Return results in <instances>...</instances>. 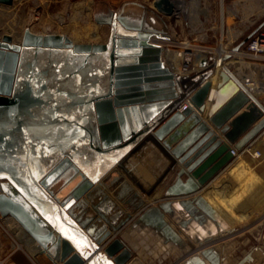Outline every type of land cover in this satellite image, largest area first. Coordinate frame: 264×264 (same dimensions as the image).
<instances>
[{"label":"water","instance_id":"1","mask_svg":"<svg viewBox=\"0 0 264 264\" xmlns=\"http://www.w3.org/2000/svg\"><path fill=\"white\" fill-rule=\"evenodd\" d=\"M153 5L130 0L115 11L94 1L93 21L109 25L105 42L75 41L64 28L0 35V215L56 264H145L124 238L131 228L116 235L130 220L181 245L192 219L216 220L199 191L231 147L264 129V102L227 63L213 89L214 58L193 74L164 63L151 39H169L163 15L174 3ZM172 172L162 198L146 204ZM203 258L223 264L213 247L191 260Z\"/></svg>","mask_w":264,"mask_h":264},{"label":"rangeland","instance_id":"2","mask_svg":"<svg viewBox=\"0 0 264 264\" xmlns=\"http://www.w3.org/2000/svg\"><path fill=\"white\" fill-rule=\"evenodd\" d=\"M94 1L97 0H13V3L9 5L0 4V35L4 32L10 33L13 40H19V35L25 27L41 33H60L64 28L63 33L70 35L75 41L105 42L109 36V25L93 21L91 13ZM105 1L116 11L124 2L130 0ZM136 1L157 10L153 5V0ZM186 1L189 7L180 13L179 17L163 15L168 25L169 35L167 41H162L163 44L175 51L183 49L190 52L188 54L190 55L189 68L191 69L198 60H205L209 63L211 58L217 55L218 50L225 48L232 50L231 48L247 38L238 50L232 52L227 61H233L229 63L241 66L247 73L252 74L253 78L264 84V70L258 68L259 65L264 66V51L255 52L247 48V43L264 26V9L259 2H255V0H196L197 2L194 1V4L193 0H191L192 3L190 0ZM261 1L264 2V0ZM191 16L194 18L190 19ZM204 50L206 51L205 55L198 59L196 55ZM233 55L237 56L234 60L232 59ZM181 62L182 59L178 58L179 68H181ZM258 97L264 100V90L258 94ZM145 196L149 197L146 194ZM150 199L151 197H149ZM136 217L137 214L133 219ZM141 227L135 228L136 231H140ZM143 229L146 230L145 233L148 237H154L153 229L142 227ZM134 235L136 233H132V236ZM187 235L183 236L180 248H177L175 243L164 242L163 248L152 244V246L150 245L152 248H148L145 256L154 260L155 264H182V259L179 261H175V259L187 250ZM197 241L199 242L198 238L195 242L197 243ZM20 242V239L13 235L4 222L3 216L0 215V264H38L37 260H39L40 254L36 255L37 260L34 255L40 252L31 254L24 245H19ZM200 244V242L197 243V245ZM241 248L245 252L249 247L245 244L241 245ZM28 253L31 258L28 257ZM249 253H251L250 250L244 257L237 260L228 259L221 262L223 264H243L248 260ZM153 255L157 257L153 258Z\"/></svg>","mask_w":264,"mask_h":264},{"label":"crops","instance_id":"3","mask_svg":"<svg viewBox=\"0 0 264 264\" xmlns=\"http://www.w3.org/2000/svg\"><path fill=\"white\" fill-rule=\"evenodd\" d=\"M159 41L162 43L163 47H165V44L162 42L163 40ZM233 51L234 50H227L226 48L220 49L218 50V53H221L216 55L215 58H218L224 53L232 54ZM170 52L173 54L169 55V51L166 48H163L162 59L173 72L179 73V56H177V64H175L172 59L173 55H175V51L170 50ZM205 52V50L200 51L196 57L199 59L200 56L205 55ZM234 58H237V56H234L232 59L234 60ZM229 62L233 61H226L223 63H227L240 79L245 80L247 78L248 81L245 83L252 88L257 96L263 92L264 84L262 81L253 78V76L250 73H247L241 66H234ZM255 66L257 67L258 65ZM259 66V69L264 70L263 65ZM199 68L198 60L195 69ZM215 69L218 70L220 68L216 66ZM215 74L210 77V79L213 80L211 88L215 86V83L218 80L216 77L217 75L215 76ZM259 99L264 102L261 98ZM206 103L208 104V101H206ZM204 115L205 113H202V116ZM246 146H248L249 149L243 152L234 148L236 150L235 158L228 162L227 165L211 178L199 191L215 211L216 220L209 217H206V220H214L215 222H213L215 225H218V229L211 230L208 234V236L210 235L209 237H207V235L199 236L194 231L193 221H197L196 219H192L187 231L179 228L175 222L171 221V224L175 229L182 230L180 233L182 237L187 235V232L189 231V236L187 235L186 239L188 248L183 251L181 256H178L175 261L182 259V264H196L191 259L199 254L202 247H214L218 258L222 262L228 259L237 260L240 257H244L248 250H250L251 253H249L248 260L243 264H264V129L246 144ZM255 152H257V154H255ZM175 175V172L170 174L161 188L157 190L155 196L150 200L144 195L145 203L158 202L161 199L162 190L174 179ZM181 177L184 179L185 175H182ZM133 215H135V213ZM131 223L132 221H128L116 235H119L120 233L125 235L124 230L126 228H131L129 233H126L124 236L127 243L145 264H155L153 262L154 260L145 256V252L148 251V248H152V244H155L156 247L160 246L163 248L162 244H164V241L162 240V237L155 230H151L154 237H148L145 233L146 230H142V227L147 229V226L138 225L137 229H139V226L142 227L140 228V231H136V227L131 226ZM198 223L201 222L198 221ZM132 233H136V235L132 236ZM192 234H194V236ZM196 238L199 239V242L201 243L200 245H197V243H199L198 241L197 243L195 242ZM245 244L248 245L249 248L244 252L243 248L240 249V246ZM177 246V248H180V245ZM36 255H39V260L36 259ZM30 256V253H28V257ZM34 257L38 264H40V262L41 264H56L46 253L40 252L35 254ZM155 257L157 256L153 255V258ZM108 259H111V257ZM203 261L204 264H211L208 259L203 258Z\"/></svg>","mask_w":264,"mask_h":264},{"label":"bare ground","instance_id":"4","mask_svg":"<svg viewBox=\"0 0 264 264\" xmlns=\"http://www.w3.org/2000/svg\"><path fill=\"white\" fill-rule=\"evenodd\" d=\"M174 4H175V6H176V8H178L179 10L181 9V10H185V9H187V5H186V3H185V0H171ZM195 1V3L197 2L196 0H194ZM194 1H193V3H194ZM191 2V1H190ZM255 2H259V4L262 6V8L264 9V2L263 1H261V0H255ZM188 3V2H187ZM192 3V2H191ZM194 3V4H195ZM4 5V4H3ZM259 5V6H260ZM194 11V10H193ZM197 20V19H196ZM192 25V24H191ZM24 30V29H23ZM23 33V32H22ZM22 33L19 35L20 37V39H21V36H22ZM19 39V40H20ZM18 39L17 40H14V41H19ZM151 40H153V41H156V42H159L160 43V41L159 40H161V39H157V38H155V37H153ZM164 41V40H163ZM163 47V46H162ZM163 48H166L168 51H169V55H172L173 53H171L170 52V50L172 51H175L174 49H172V48H170L169 46H167V45H165V47H163ZM232 50H233V48H232ZM162 51H163V49H162ZM235 51V50H234ZM183 55V53H182V51H175V55H173V57H172V59H173V62L175 63V64H177V56H182ZM221 56V55H220ZM220 56L218 57V58H214L215 59V61H216V66H218V68H220L221 67V65L223 64V61H221V59H220ZM163 58V57H162ZM215 66V67H216ZM200 69V68H199ZM199 69H195V67H194V71H198ZM219 70V69H218ZM217 69H216V71L213 73V74H215V76L219 79V77H218V71ZM181 71H180V68H179V73H180ZM194 73V72H193ZM212 74V75H213ZM243 82H244V84L248 87V88H250L245 82H247V81H244L243 79H241ZM246 80V79H245ZM211 86H212V84H213V80L211 79ZM216 84V83H215ZM211 89H213V87L211 88ZM251 90H252V88H250ZM253 91V90H252ZM254 92V91H253ZM124 175H125V177H127V179L128 180H130V178L125 174V173H123ZM157 192V191H156ZM156 192L152 195V196H149V197H151V198H153L154 196H155V194H156ZM140 193H142V192H140ZM143 194V193H142ZM148 197V198H149ZM162 198V197H161ZM140 210L138 209L136 212H134L135 214H137L138 212H139ZM133 213V214H134ZM183 214V213H182ZM3 220H4V222L6 223V225L8 226V228H10V230L13 232V235L16 237V238H18V239H20V243H19V245L21 246V245H24L25 246V248L26 249H28L29 250V252L32 254V253H36V252H40V246L34 241V240H32L29 236H28V234L22 229V227H21V225L12 217V216H10V215H6V216H4L3 217ZM214 220H206L204 223H198V221H193V223H194V231L199 235V236H204V235H207V237H209L208 236V234H209V232L211 231V230H216V229H218V225H215V221L213 222ZM225 223V222H224ZM220 226V225H219ZM189 228V227H188ZM191 230H193V229H191ZM182 231V230H181ZM184 232V231H183ZM182 232V233H183ZM189 232V231H188ZM187 232V233H188ZM215 232V231H214ZM217 232V231H216ZM212 233V232H211ZM210 233V234H211ZM193 236H194V234H192ZM215 235V234H214ZM214 235H212V236H214Z\"/></svg>","mask_w":264,"mask_h":264},{"label":"built area","instance_id":"5","mask_svg":"<svg viewBox=\"0 0 264 264\" xmlns=\"http://www.w3.org/2000/svg\"><path fill=\"white\" fill-rule=\"evenodd\" d=\"M191 1V0H190ZM194 1V0H193ZM222 1V0H221ZM187 1L185 0V3ZM187 5V4H186ZM188 5H187V9H188ZM185 9V10H187ZM184 9L183 10H179L178 8H176L175 4H174V7H173V12L169 15V16H175V17H179L180 13H183L185 11ZM194 17L191 16L190 19H193ZM167 41V40H166ZM247 48L249 50H254L255 52H263L264 51V26L259 29L253 36V38L247 43ZM175 50V49H174ZM176 50H180V51H183V55L180 56L179 58L182 59V62H181V68H180V74H193V72H197V71H194V67L196 65H192L191 69L189 68V62H190V55L188 53L190 52H186L185 50L183 49H176ZM221 53V52H220ZM220 53H217V55H219ZM216 56L212 57V58H215ZM207 62L205 60H201L199 61V67L200 69L206 65ZM252 75V74H251ZM244 80V79H243ZM244 81H248V79L246 78V80ZM185 106V103H183V107ZM248 146H244L242 149H241V152L243 151H246L248 150ZM231 150V153L233 155L232 159L230 161H232L235 156H236V150L231 147L230 148ZM255 154H257V152H255Z\"/></svg>","mask_w":264,"mask_h":264}]
</instances>
